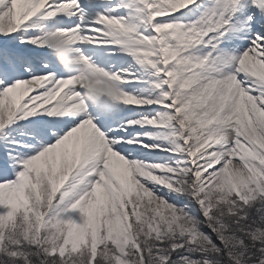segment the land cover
Masks as SVG:
<instances>
[{
	"label": "snow or ice",
	"instance_id": "obj_1",
	"mask_svg": "<svg viewBox=\"0 0 264 264\" xmlns=\"http://www.w3.org/2000/svg\"><path fill=\"white\" fill-rule=\"evenodd\" d=\"M0 264H264V0H0Z\"/></svg>",
	"mask_w": 264,
	"mask_h": 264
}]
</instances>
